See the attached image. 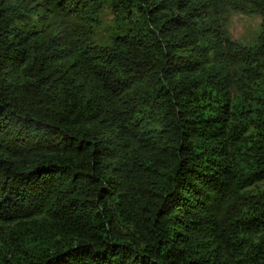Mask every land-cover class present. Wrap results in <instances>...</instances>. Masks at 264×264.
Listing matches in <instances>:
<instances>
[{
	"label": "trees",
	"instance_id": "16d2710c",
	"mask_svg": "<svg viewBox=\"0 0 264 264\" xmlns=\"http://www.w3.org/2000/svg\"><path fill=\"white\" fill-rule=\"evenodd\" d=\"M230 9L264 49V0H0V264H264V76L208 61Z\"/></svg>",
	"mask_w": 264,
	"mask_h": 264
},
{
	"label": "rangeland",
	"instance_id": "374dc122",
	"mask_svg": "<svg viewBox=\"0 0 264 264\" xmlns=\"http://www.w3.org/2000/svg\"><path fill=\"white\" fill-rule=\"evenodd\" d=\"M114 22L110 11H104L101 15L100 36H104L107 27H113ZM220 23L221 48L210 52L208 61L226 74L230 93L240 95L243 90H248V85L254 80L264 76V49L259 48L261 19L253 12L230 9ZM263 189L264 183H260L252 191L254 193ZM120 230L125 233L129 228L120 226ZM0 255L12 263H23L17 248L8 243L0 242Z\"/></svg>",
	"mask_w": 264,
	"mask_h": 264
}]
</instances>
